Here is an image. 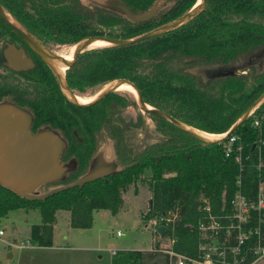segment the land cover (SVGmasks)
Segmentation results:
<instances>
[{
  "label": "trees",
  "instance_id": "obj_1",
  "mask_svg": "<svg viewBox=\"0 0 264 264\" xmlns=\"http://www.w3.org/2000/svg\"><path fill=\"white\" fill-rule=\"evenodd\" d=\"M122 1L134 13L149 9L155 2L160 9L147 21L133 22L95 0H0L25 27L61 43H75L92 35L132 38L184 15L197 2ZM205 3L197 17L164 34L129 45L85 50L71 73L72 87L80 93L99 79L125 78L137 86L149 106L203 132L226 131L264 92V61L253 62L264 54V0ZM199 68L209 70L208 75L203 76ZM230 70L233 72L213 75ZM126 100L114 92L89 107L68 104L59 115H42L55 128H76L85 138L80 146L71 144L64 156L65 160L76 157V170L64 182L43 187L70 184L87 171L99 150L89 143L93 129H99L106 120L113 121L111 137L119 171L43 200L19 197L0 186V216L16 209L39 210L42 222L31 226V244L53 245L57 211L70 212L71 227L89 228L94 211L117 213L129 186L143 181L150 197L141 212L142 220L147 223L162 213L176 212L175 223L171 224L174 247L180 252L194 250L197 234L192 225L201 213V201L206 198L218 203L223 189L234 178L235 167L224 158L220 143H203L154 113L147 114L155 121L161 141L140 151L135 149L125 130L137 125L123 119L121 108L136 101ZM80 111H92V115L85 114L80 121L75 118ZM263 111L264 103L256 113ZM249 121L244 123L245 128ZM140 257L138 250L119 251L114 253L112 264H137Z\"/></svg>",
  "mask_w": 264,
  "mask_h": 264
},
{
  "label": "water",
  "instance_id": "obj_2",
  "mask_svg": "<svg viewBox=\"0 0 264 264\" xmlns=\"http://www.w3.org/2000/svg\"><path fill=\"white\" fill-rule=\"evenodd\" d=\"M96 1V0H95ZM198 4L193 6L184 15L155 27L143 34L132 38H115L106 35H94L84 38L76 43L77 50L72 60L63 61L60 58L49 55L43 46L30 34L24 32L13 21L7 10L0 3V18L11 28H13L31 47L42 52L46 59L50 61L58 76L64 91L71 100L78 105L88 106L95 103L110 93L121 90L122 85L130 86L137 97L141 110L145 113H154L170 123L177 126L180 130L193 136L203 143H215L221 140L220 136L214 133L198 131L192 126L171 116L167 112L149 106L143 100L140 90L130 80L119 78L111 81L107 86L92 100L86 102L73 94L67 82L54 66V58L66 68L72 66L79 58L80 54L92 47L96 41H106L107 45H129L141 40H145L157 35L174 30L195 17L205 9V0H197ZM99 3L98 1H96ZM102 5L101 3H99ZM109 8L133 22L147 21L151 19L160 9V4L155 2L149 9L134 13L122 0H111ZM264 54L255 58L254 63L263 62ZM233 71H218L214 76L225 75ZM264 103V92L251 104V106L231 125L229 133L236 130L245 123L256 110ZM32 115L29 111L18 107L9 101L0 102V186L14 192L19 197L30 200H43L61 191L82 187L91 181L106 178L119 171L115 158L107 159L104 149L99 151L90 161L87 171L77 180L66 185H57L45 192H40V188L47 184L64 182L71 172L77 167L75 159L63 162L61 157L67 149V142L62 135L55 129L44 126L36 132L31 131ZM167 231L165 226L157 227V232L164 234ZM146 243H143L145 246Z\"/></svg>",
  "mask_w": 264,
  "mask_h": 264
},
{
  "label": "built area",
  "instance_id": "obj_3",
  "mask_svg": "<svg viewBox=\"0 0 264 264\" xmlns=\"http://www.w3.org/2000/svg\"><path fill=\"white\" fill-rule=\"evenodd\" d=\"M249 119L246 128L243 123L231 133L227 129L216 134L221 137L218 143L224 158L232 162L236 173L218 203L202 199L201 213L192 225L197 234L192 252H180L174 247L171 224L175 223L176 212L148 219L146 226L153 235L168 242L169 246H159L155 239L151 247L173 258L167 264H264V111L255 112ZM159 226H165L167 231L158 233ZM0 245L9 251L26 244L9 239L0 221Z\"/></svg>",
  "mask_w": 264,
  "mask_h": 264
},
{
  "label": "rangeland",
  "instance_id": "obj_4",
  "mask_svg": "<svg viewBox=\"0 0 264 264\" xmlns=\"http://www.w3.org/2000/svg\"><path fill=\"white\" fill-rule=\"evenodd\" d=\"M96 1L102 5L109 6L111 4V0ZM197 2L195 3L197 4ZM86 37L89 36H85L80 40ZM77 42H75V44L69 42L60 46L55 45L53 49L56 53L61 55V57H67L71 53V48L76 45ZM91 48L93 47L86 50ZM198 71L205 77L209 73V70L204 68H199ZM111 81L99 79L90 87L85 88L83 92L80 93V96L85 99H91L100 93ZM118 93L127 100L136 101V104L133 103L134 105L131 104L128 107L121 108L123 109L121 111L123 119L130 120L134 125H137L125 131L131 145L140 151L149 145L160 142L162 135L157 130L155 121L141 110L136 94L127 91H119ZM105 152L107 158L113 157L110 144L107 146V151ZM52 187L53 186H42L40 192H45ZM149 197L150 192L145 182L138 181L129 186L127 192L124 194L123 206L117 213H112L110 210L106 209L96 210L93 212L92 225L85 229L71 227L68 223L70 212L59 210L57 211V239L55 243H66L75 247L76 254L82 258L79 264H112L114 255L113 250H115V252L125 250L141 251V257L137 264L172 263L173 258L168 253L151 249L155 239H157L159 246L168 245V242L165 239L154 236L151 228L146 226V223L142 220L141 212L146 208ZM0 221L9 238H16L18 242L22 241L26 244L24 249L11 248L9 251L0 245V261L2 263L27 264L39 261L42 258L45 251L39 250L27 254V251L31 248V243L29 241L27 242L26 238L30 235L31 226L42 222L41 214L38 209L12 210L9 211L7 215L0 216ZM117 232H120V235H117ZM144 242L146 246H143ZM110 244L113 246L110 247ZM7 255L9 260H6Z\"/></svg>",
  "mask_w": 264,
  "mask_h": 264
},
{
  "label": "flooded vegetation",
  "instance_id": "obj_5",
  "mask_svg": "<svg viewBox=\"0 0 264 264\" xmlns=\"http://www.w3.org/2000/svg\"><path fill=\"white\" fill-rule=\"evenodd\" d=\"M1 5L3 6V4ZM3 7L5 8V6ZM7 12L9 13L13 23H15L24 32L33 36L43 46V48L49 52L50 56L60 59L62 58L61 55L56 53V51L53 49V46H60L66 43L56 42L50 39V37H48L47 35L40 33L38 34L31 31L21 22H19L18 19L13 16L8 10ZM69 59L70 58H64V60ZM78 61L79 58L72 66L66 68L60 62H58L56 58H54L53 64L67 82L72 93L84 100L85 98L80 96V93H82L83 90L82 92L78 93L75 88L72 87L73 85L70 81L71 73L73 72L74 67L78 63ZM61 66L63 67L62 70H60ZM90 86L91 85H87L85 86V88H88ZM111 94L112 93L88 106H81L73 102L69 95L64 91V88L58 76L56 75L52 64L48 59H46L44 54L42 52H39V50L31 47L13 28L7 25L0 18V102L9 101L17 105L18 107L29 111L33 118L31 125V131L33 133L36 132L39 128L49 126L57 130L62 135V137L67 142V148L71 144L80 146L84 144L85 138L81 134H79L76 128H71L69 130L62 129V132L61 130L51 125L49 122L44 121L42 115L45 113L59 115V112L64 108H67L68 104H73L77 107L83 108L89 107L108 98ZM96 96H94L93 98H95ZM93 98L85 99V101L88 100L86 102H89ZM85 114L92 115V111H84V113L80 111V115H75V118L82 121L83 117H86L84 116ZM111 124H113V121L106 120L102 123V126H100L99 129H93V139H91L89 143L98 146L99 150L97 151V153L103 149L104 151H107V146L110 144L112 156L114 157L113 142L111 137ZM130 128H134V126H131ZM125 131H127V129ZM66 151L61 157V160L63 162H68L71 159H75L77 162L75 156H70L65 160L64 156L66 154Z\"/></svg>",
  "mask_w": 264,
  "mask_h": 264
},
{
  "label": "crops",
  "instance_id": "obj_6",
  "mask_svg": "<svg viewBox=\"0 0 264 264\" xmlns=\"http://www.w3.org/2000/svg\"><path fill=\"white\" fill-rule=\"evenodd\" d=\"M58 216L56 215V221L54 223L53 230V245L52 246H37L31 244V248L27 251V254L33 253V251H45L42 258L39 261L30 262L27 264H79L82 258L76 254L75 247H72L66 243H55L57 239V229L56 222ZM68 223L70 224V216L68 218ZM71 225V224H70ZM85 229V228H84ZM9 238V236H7ZM11 239V238H9ZM17 240L16 238H14ZM29 239V235L26 238ZM113 246L110 244V247ZM25 247L21 248L24 249ZM114 254V253H113ZM6 260H9L8 255L6 256ZM0 264H4L0 261Z\"/></svg>",
  "mask_w": 264,
  "mask_h": 264
},
{
  "label": "bare ground",
  "instance_id": "obj_7",
  "mask_svg": "<svg viewBox=\"0 0 264 264\" xmlns=\"http://www.w3.org/2000/svg\"><path fill=\"white\" fill-rule=\"evenodd\" d=\"M197 4H198V2H197ZM197 4H195V6L197 5ZM108 43L106 42V41H96L95 43H93V45H92V47H100V46H105V45H107ZM97 45H99V46H97ZM77 46L78 45H74L71 49V53H70V55L69 56H63L61 59L62 60H64L63 58H65L66 57V59H68V58H70L69 60H64V61H70V60H72L73 59V57H74V55H75V52H76V50H77ZM68 54V53H67ZM62 66H61V69L60 70H62ZM120 89L122 90V91H127V92H130V93H133L134 92V90L130 87V86H128V85H122L121 87H120ZM134 94H135V92H134ZM85 100V99H84ZM86 101H88V100H86ZM203 132V131H202Z\"/></svg>",
  "mask_w": 264,
  "mask_h": 264
}]
</instances>
